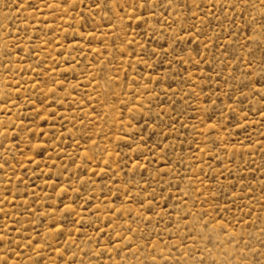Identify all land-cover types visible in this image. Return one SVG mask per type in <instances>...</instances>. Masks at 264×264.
Wrapping results in <instances>:
<instances>
[{"label": "rangeland", "instance_id": "obj_1", "mask_svg": "<svg viewBox=\"0 0 264 264\" xmlns=\"http://www.w3.org/2000/svg\"><path fill=\"white\" fill-rule=\"evenodd\" d=\"M0 264H264V0H0Z\"/></svg>", "mask_w": 264, "mask_h": 264}]
</instances>
